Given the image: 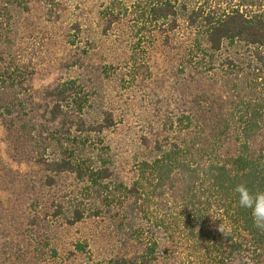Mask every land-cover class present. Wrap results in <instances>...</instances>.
I'll return each mask as SVG.
<instances>
[{"label": "trees", "instance_id": "16d2710c", "mask_svg": "<svg viewBox=\"0 0 264 264\" xmlns=\"http://www.w3.org/2000/svg\"><path fill=\"white\" fill-rule=\"evenodd\" d=\"M107 4L104 17L130 19L120 39L130 60L126 72L105 63L100 74L90 68L91 77H62L38 103L26 35L31 39L38 10L53 27L60 5L0 0V123L12 158L42 168L31 184V231L18 228L4 242L18 247V264H75L79 254L87 264H264V231L233 192L240 183L264 189V0ZM78 22L65 36L81 50ZM158 28L185 41L177 69L195 75L199 90L179 99L178 115L165 117L162 133L135 140L137 149L149 145L150 155L135 154L130 165L121 158L125 148L109 142L126 105L108 102L104 88L114 76L124 91L133 85ZM86 220L109 222L116 242L110 257H94L82 242L61 256L56 231ZM16 237L28 238L26 250Z\"/></svg>", "mask_w": 264, "mask_h": 264}, {"label": "rangeland", "instance_id": "374dc122", "mask_svg": "<svg viewBox=\"0 0 264 264\" xmlns=\"http://www.w3.org/2000/svg\"><path fill=\"white\" fill-rule=\"evenodd\" d=\"M57 1L62 18H59L52 27L48 25L50 22H44L42 11L38 10V14H34L31 20V25L33 24L31 39L26 35L25 40L28 44L26 59L31 61L34 71L29 85L38 103H42L41 99L45 93L53 89L62 77L80 75L91 77L89 71L93 68L94 73L100 74L99 67L105 63H112L119 69L117 72L119 73L120 70H124L125 63L130 61L127 48L120 45V39H123L130 19L125 16L104 17L102 11L110 0ZM123 1L130 3L131 0ZM74 21H79L78 23L83 25L81 38L85 42H81V50L70 48L66 43V29ZM106 28L107 34L102 35ZM180 37L167 35L158 28L153 33L154 41L149 46L147 58H142L145 65L140 67V71L131 82L133 85L124 91L120 76H114V80L105 84L104 93L107 94V101H112L113 104L119 101L126 105L123 123L113 137L110 135L109 142L121 144L120 146L125 148L126 152L121 158L129 160L130 165L135 154L142 158L150 155L151 147L148 145L137 149L135 140L144 139L145 136L151 139L154 135L162 133L164 128L161 123L165 117L175 119L174 117L178 115L179 99L190 100L198 89L197 84H194L195 75H182L178 72L177 67L186 46ZM83 50L88 51L87 54H83ZM69 61L82 67L69 70L64 65ZM0 157V206L6 211H0V264H18L16 259L18 247L15 245L17 250H14L15 246L11 248V244H6L5 236L12 240L18 228L27 235V232L31 231V220L26 219L31 215L28 210V207L31 208V184L36 185L33 181L41 175L42 168L33 161L19 162L12 158L8 151L7 133L1 123ZM26 183L29 184L28 191ZM15 205L17 207L11 209L10 206ZM103 223L86 220L73 228L63 227L57 230L55 243L61 256H69L70 251L74 250V245L82 242L87 244V250L94 257L100 259L110 257L114 253L116 242L108 228L109 222ZM14 240L22 244V249H27L28 238L16 237ZM7 251L10 252L9 258H5ZM78 263L87 264L88 258L79 254L75 261V264Z\"/></svg>", "mask_w": 264, "mask_h": 264}, {"label": "clouds", "instance_id": "9594fccd", "mask_svg": "<svg viewBox=\"0 0 264 264\" xmlns=\"http://www.w3.org/2000/svg\"><path fill=\"white\" fill-rule=\"evenodd\" d=\"M233 192L237 206L249 212L256 229L264 231V189L253 190L246 183H240L235 186Z\"/></svg>", "mask_w": 264, "mask_h": 264}]
</instances>
